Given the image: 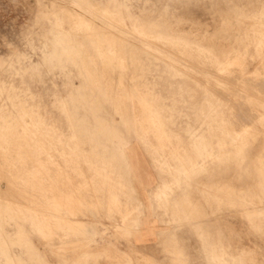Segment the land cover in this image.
Masks as SVG:
<instances>
[{"label":"rangeland","instance_id":"obj_1","mask_svg":"<svg viewBox=\"0 0 264 264\" xmlns=\"http://www.w3.org/2000/svg\"><path fill=\"white\" fill-rule=\"evenodd\" d=\"M107 2L108 0H0V78L2 79H0V105H3L5 108H9V106L12 108L16 105V109L20 110L17 111L18 114L16 113L17 117L16 115H9L6 117V120L5 118L3 119L0 117V149H3L0 150V264H264V196L260 193L261 199H258V197H256L257 195H255V199L253 196L254 193L252 194V164H250L254 155V147L251 146H254L253 144L260 145L263 136L262 134H259L261 137H258L259 143H254L255 141L253 142L252 139L254 140L255 135H250L251 132V134L254 132L253 130L251 131L252 128L249 125L248 120L245 119V117H247L248 108H250L247 106H250L252 103V100L250 99L251 90L249 78L252 76L255 67L254 65H250L253 57L252 54H254L255 50L254 47L257 44L254 38L256 36L259 37L258 35H260V38L264 37V7L260 5L256 8L253 0H135L134 2H132V0H129V2H127V0H112L109 2L110 4ZM107 5L113 8L118 7V9L117 11H114L103 8ZM126 6L138 7L137 9L139 10H133L130 14L143 17L140 19H131L132 21L124 18L125 11L123 12L121 10ZM82 8L83 10L86 8L85 11H83ZM78 14H81V17ZM110 15H112L113 19H111ZM116 15H120V19H118L119 17ZM83 19L85 21H82ZM112 21L113 24H111ZM153 21L157 22L154 23ZM130 22L132 24L138 22V26L135 27L131 24L130 27L128 26V23ZM151 23L159 25L158 27L156 26L157 28L146 26L151 25ZM142 26L145 28H151L148 30L149 34L141 35V37L143 39L145 37L146 39L153 38L152 40L154 41L155 46L152 49L157 55L156 62L158 61L163 63V61H170L168 62L170 63V67L167 68V70L164 68H160L158 70L161 74H159L157 70L154 71L153 77L150 79L151 81L149 80V83H147L148 81L144 82V80L140 77V74L138 75L136 73L141 72L144 69L138 67H124L123 76L126 77H122V79L118 70L112 68L109 69V67H107L104 63L105 58L111 53L110 48L113 44L118 46L125 41L126 44L124 43V45L128 47V52H130L129 48L132 45L139 46L140 44V47L148 48L149 46H147L146 43L144 45V43L140 42L139 37L137 38V36H134L135 34L132 32L134 28L140 29L143 28ZM50 27L51 30L53 29L55 32L52 31L51 33ZM86 27H88V29ZM109 29L111 31L107 32ZM79 30H81L82 35L78 32ZM86 31L88 34H91L87 36ZM93 31L96 32L94 33ZM105 31L107 33H112L114 37L109 36L112 34L108 35ZM150 31H152V33ZM48 32H50V34ZM131 32L132 34H128ZM44 33L46 37L48 36L47 38ZM56 33H59L60 35ZM159 33H161V36ZM51 35L56 36L53 37ZM72 35L75 38L72 37ZM90 36H93L94 39ZM173 36L177 37V40L175 37V39L172 38ZM111 37H113V39ZM163 38L165 41H163ZM166 38L168 40H166ZM189 38L191 40H189ZM102 39L104 42H102ZM106 39L107 41H105ZM114 39H118L117 41L119 42H115ZM121 39H123L122 43ZM97 40L99 41L96 44ZM108 41L109 43H107ZM110 41H112V45ZM184 41L187 43L186 46L189 45V47L185 46ZM197 41H200L201 43ZM59 42L60 44H58ZM75 42L77 44L80 43L78 48L76 47L77 44ZM98 43L102 49H99L100 47H98ZM171 43L174 45L172 46ZM95 44L97 46H94ZM195 44L202 48L200 49ZM57 45V48H68L64 50L60 48L58 49L59 51L56 52L55 48ZM167 46L169 48H167ZM163 47H165L166 50ZM69 48L75 53H73V51L71 52ZM96 49L100 50V52H97ZM180 49L182 50L181 53ZM65 50H68L67 53ZM101 50H104L102 52L107 54H98L101 53ZM172 50L174 51L172 52ZM193 50L195 53H193ZM203 50L206 51L204 52ZM212 50L213 54L211 56ZM50 51L52 53L65 52L64 55L67 54V57L70 56L72 58V62H74L71 64V59L66 56L65 62L67 63L69 61L68 64L72 65V67L70 66L71 70L74 67L72 70L73 73L77 72L75 71L76 67L73 65H76V62H80L79 64L82 65V69L81 67L80 69L83 73L86 71L85 75L88 79H92L91 82H84L82 78L76 75L77 77L74 78L72 87L66 88L62 84V79L59 78L58 75H55L51 70L53 69L51 68V64L44 61L45 59L43 58V54H51ZM176 51H179V53ZM196 51H199L198 53H203L198 54ZM167 52H169L168 55ZM220 52L223 53L221 54ZM70 53H73V56ZM163 53H165V55ZM182 53L184 54L182 55ZM204 53L207 55L205 56ZM230 53H233L232 55L234 56H231ZM195 54L197 57L194 56ZM214 54H217L218 57ZM20 55L23 58L20 59ZM102 55L103 57L105 55V58L100 61V59L103 58ZM162 55L169 60H166V58ZM199 55H201L200 58H198ZM209 55L214 57L215 61H217L216 58L219 59L218 61H221L220 63L218 62L217 69L223 67L222 69H224V71L226 70L225 73H221L224 72L222 69V71L218 70L217 72L214 66L213 68L207 66L202 67L201 64L211 63L210 61H212V58L209 57ZM225 55H230L232 57H230V59L234 61L230 59L229 61L227 59L229 57H226ZM159 56H162V58ZM172 56H175V58H172ZM203 56H205L207 60H205L206 58ZM250 56L251 58H249ZM18 58L21 62L17 61ZM180 58L181 60L179 61ZM89 59H91V61ZM173 60L175 63H173ZM198 61L199 63H197ZM227 61L230 65H227ZM32 62L39 65V69L32 66ZM91 62L97 66L95 67V65ZM16 64L21 67L16 66ZM101 64H103V66ZM171 64H175L174 66L176 67ZM219 64H221V66L223 64L224 65L221 67ZM8 65L12 67H9ZM218 66L220 68H218ZM232 67L234 68L232 69ZM13 70L18 72H14ZM227 71L229 72L227 73ZM262 72H264V70ZM48 73L50 75H48ZM211 73H213V75ZM210 74L212 76H209ZM229 74L231 75L228 77ZM231 76H234V78ZM42 78H44L45 82L41 81ZM214 78L216 80H214ZM129 81L132 82L130 83ZM138 82L140 84H138ZM156 82H158V84ZM117 83L119 85H117ZM92 84H97L98 86H92ZM143 84L148 87L145 85L142 86ZM8 86L9 88H7ZM77 86L81 88L79 89ZM247 87H249V89ZM145 88L147 91L149 90V93L145 90ZM222 88L224 90H222ZM91 89L94 91V95H92ZM123 90L125 92H123ZM132 90H136V92L139 93L136 96H131L130 92ZM105 92H107L108 96L104 95ZM69 93L71 95H68ZM110 93H112V97ZM240 93L243 94L240 95ZM126 94L129 96L127 95L126 97ZM18 95H21V97L18 98ZM154 95L155 97H158V100H156L157 98H155ZM243 95L248 97L247 98L245 96L247 100ZM65 96L67 97V100ZM82 96L84 100L82 99ZM232 96L234 98H232ZM107 97H111L112 99H108ZM123 97H126V99L124 100ZM118 98L120 99L118 100ZM114 99L118 102H114ZM151 100L153 101L151 102ZM208 100L211 101H209V104H206L208 103ZM143 101H146L145 104H150L148 105L150 107H148L149 109L146 108L147 105L143 108ZM245 101H247V103ZM67 102H73V104ZM162 102L163 105L166 106H161ZM235 102L241 104L237 103L236 106ZM20 103H22V105H20ZM182 103H184V106ZM200 103L202 105H200ZM211 103L212 106L209 107L210 110L209 108H205L211 105ZM214 103L216 106L213 105ZM35 104L37 106H34ZM90 104H92V106H90ZM156 104L157 106L155 108L154 106ZM190 104H192V106ZM109 105H113V108ZM199 105H204L201 107L202 111ZM26 106H29L28 109L25 108ZM132 106H136L137 108ZM221 106L222 108L226 106L227 109H222ZM21 107L22 109H20ZM35 107L38 110L35 109ZM123 108H125V111L127 109V111L126 113H124L125 111L123 112L122 117V113L120 111H123ZM158 108L161 109L160 112L164 110L163 113H158ZM73 109H76L77 111H74ZM167 110L169 111L165 113ZM133 111H135L134 114H139L141 111L143 114L141 112L139 115H135L138 118L137 119L134 116ZM216 112L218 113L216 114ZM236 112H240L241 115H238L239 113L237 114ZM119 113H121V115ZM164 113L167 117H165ZM75 114L77 115V118ZM160 114L161 116H159ZM173 114L175 115L172 117ZM242 114L245 115L242 116ZM142 115L146 117L148 116L149 118L147 117V119L146 117H142ZM150 115H153V117L155 116L154 120H157L159 125L156 124L157 121H152L153 117ZM199 115L201 117H199ZM235 115L236 117H234ZM209 116L211 117L209 118ZM24 117L25 119L28 118V120L26 121ZM178 117L179 119H177ZM227 117L229 120H225L226 123L223 121L222 124L221 120L227 119ZM143 118L145 121L148 120L149 123L152 122L153 124L158 125L157 128H159V126H163L160 127L163 135L161 132H157L159 129L157 130L156 126L154 127L152 123V125L149 124L148 121L144 123ZM166 118L169 122L166 121ZM219 118L221 125L225 124L226 126H224V128L226 127L225 129L230 130H228L229 133H227L223 126L222 129H220L221 126L219 125ZM240 118H242V121ZM78 119L81 123L77 122ZM209 119L211 121H209ZM47 120L49 122H47ZM113 120H117V122ZM239 120L242 123L247 121V127L244 126L247 130L243 128V125ZM6 121H10L9 124H7ZM20 121L22 124L18 123ZM43 121L46 124L42 123ZM100 121L102 122L101 124ZM133 122H138L139 126L136 129L135 127L137 124ZM231 122H233V127L231 126ZM39 123H41L42 126H39L41 125ZM50 123H52V125ZM118 123L120 125H117ZM140 123L143 126L146 125L145 128H147L145 129L142 127ZM168 123L169 125H167ZM102 124H105L104 127L106 130ZM173 124L176 126H173ZM27 125L29 128L26 127ZM37 125L39 126V131ZM234 125L238 129L235 128ZM45 126L50 127L51 130L49 128L46 129ZM31 127L33 130H30ZM162 128H164L163 131ZM53 129L56 131H53ZM141 129L143 130L139 131ZM147 129L149 131H147ZM12 131L14 133H12ZM232 131L236 132H233L235 133V135L233 134L234 140H230L231 138L233 139V136L230 134ZM247 131H249V133H247ZM72 132L75 133V136ZM219 132L221 134H219ZM34 133L38 136L39 140L37 137L35 138ZM19 134H21L20 137H17ZM127 134L129 135L127 136ZM223 134H225V136ZM24 136H29V139H25ZM244 136L246 138H244ZM222 137L223 140L221 139ZM250 137L253 138L250 139ZM10 138H15L13 140L14 142H12ZM17 138L22 140H17ZM127 138L130 142L127 141ZM19 141H22V143L25 141V143L21 146ZM246 141L248 147L246 146ZM31 142L33 143L31 144ZM99 145L100 147H97ZM103 145L106 148H103ZM222 145L225 147L223 148ZM228 145L230 148L232 147L231 150ZM19 146L20 149L23 146L25 148H22L20 153L18 152ZM220 147L223 149H220ZM233 147H236V149ZM239 147L242 149H239ZM28 150H30L31 154ZM238 150H240V154H242V156L238 154ZM11 152L14 156L16 155L18 157V154H21L22 157L19 156V158H16L15 156V158H13ZM221 152L222 154L224 153L225 156H223ZM229 152H231V154L233 153V156ZM52 154L54 157H51ZM236 154L241 157H236ZM23 155L26 159H24ZM47 156L51 160H49ZM230 156L233 157V160L230 159ZM22 158L23 160L19 161ZM39 158H41V161ZM37 159L41 162V164H43H40L38 168L36 166L39 162L35 161ZM247 159L249 161H247ZM14 161H19L17 163L18 166ZM98 161H101L102 163ZM33 162H36V165H34ZM93 162L99 163V165H95ZM13 163H15L17 167L14 166L15 164L13 165ZM105 163L108 166H104ZM100 164L103 167L98 168V166H101ZM36 168L37 171L38 169L40 170V172H38L39 174L37 173ZM12 171L13 173H18L17 176L14 175ZM32 171H36L37 176L40 175V178L36 175L34 176L35 173ZM28 172H31L30 175H28ZM23 176L26 177L23 178ZM36 177L38 179L37 182H35V180H37ZM262 186H260L261 190L264 189V186ZM49 187L51 188L49 189ZM223 187H228L227 189L225 188L226 192ZM247 187L249 189H246V191L245 188ZM242 188L244 189L243 191ZM238 189H240L241 193L245 194L243 195L239 193L240 191ZM227 192L229 194H227ZM232 193L233 195H231ZM249 193L251 194L250 196ZM59 195L61 199L58 198ZM51 197L52 199H50ZM252 200L253 202L251 204ZM257 202H259V205ZM48 204L55 207V210L51 206L52 210L50 207H47L49 206ZM253 204L255 209L253 208ZM58 205L61 206V208ZM249 205L251 207L247 208ZM53 210L55 212H53ZM256 210H262L263 212H258ZM54 216H56L57 219ZM57 216H60L61 219H58ZM83 222H88L93 225L98 233L92 234L85 231L82 228ZM34 224L35 226L39 224V227L37 226L38 229L34 226ZM70 227L73 228L71 229ZM81 229L82 231H79ZM86 237L88 239H86ZM17 253L20 255L22 254V260L15 258Z\"/></svg>","mask_w":264,"mask_h":264},{"label":"bare ground","instance_id":"obj_2","mask_svg":"<svg viewBox=\"0 0 264 264\" xmlns=\"http://www.w3.org/2000/svg\"><path fill=\"white\" fill-rule=\"evenodd\" d=\"M87 1H88V0H87ZM91 1H92V0H91ZM104 1H105V0H104ZM111 1H112V0H108L107 3L111 2ZM124 1H126V0H124ZM134 1H135V0H132V2H134ZM183 1H184V0H183ZM48 2H49V1H48ZM127 2H129V0H127ZM68 3H69V2H68ZM72 3H73V2H72ZM87 3H88V2H87ZM99 3H100V2H99ZM253 3H255V5H256L255 7H256V8H257L258 6H260V5H261L262 7H264V0H253ZM90 4H91V3H90ZM109 4H110V3H109ZM139 4H140V3H139ZM134 5H135V4H134ZM77 6H78V5H77ZM52 7H53V6H52ZM145 7H146V6H145ZM46 8H47V7H46ZM62 8H63V7H62ZM83 8H84V7H83ZM83 8H82V10H83ZM103 8H105V9H107V10H114V11H117V9H118V7H117V8H116V7L113 8V7H110V6H108V5L105 6V7H103ZM137 8H138V7H135V6H126V7H124V8L121 10V11H123V12L125 11L124 18H127V19L130 20V21H132L131 19H134V18H135V19H136V18H139V19L142 18L143 16H140V17H139V16H137V15L134 16V15L130 14L131 11L136 10ZM231 8H232V7H231ZM50 9H51V8H50ZM85 9H86V8H85ZM85 9H84L83 11H85ZM224 9H225V8H224ZM74 10H76V9H74ZM82 10H81V11H82ZM137 10H139V9H137ZM233 10H234V8H233ZM261 10H263V9H261ZM55 11H56V10H55ZM69 11H70V10H69ZM96 11H97V10H96ZM121 11H120V12H121ZM142 11H143V9H142ZM165 11H166V10H165ZM77 12H80V11H77ZM104 12H105V11H104ZM51 13H52V12H51ZM68 13H69V12H68ZM100 13H101V12H100ZM105 13H106V12H105ZM107 13H108V12H107ZM140 13H141V12H140ZM140 13H139V14H140ZM143 13H144V12H143ZM156 13H157V12H156ZM76 14H77V13H76ZM90 14H92V13H90ZM112 14H113V13H112ZM116 14H117V13H116ZM228 14H229V13H228ZM74 15H75V14H74ZM78 15H79V14H78ZM84 15H85V14H84ZM93 15H94V14H93ZM120 15H121V14H120ZM120 15H116V16L119 17ZM140 15H141V14H140ZM79 16L81 17V14H80ZM79 16H78V17H79ZM96 16H97V15H96ZM101 16H102V15H101ZM103 16H104V15H103ZM106 16H107V15H106ZM106 16H105V18H106ZM110 16H111V19H113L112 15H110ZM41 17H42V16H41ZM43 17H44V16H43ZM45 17H46V15H45ZM70 17H71V16H70ZM76 17H77V16H76ZM121 17H122V16H121ZM165 17H166V16H165ZM223 17H224V15H223ZM72 18H73V16H72ZM99 18H100V17H99ZM103 18H104V17H103ZM103 18H102V20H103ZM147 18H149V17H147ZM262 18H263V17H262ZM118 19H120V17H119ZM127 19H126V20H127ZM45 20H46V19H45ZM54 21H55V20H54ZM78 21H79V20H78ZM82 21H85V20L83 19ZM87 21H88V20H87ZM50 22H51V21H50ZM75 22H76V21H75ZM79 22H80V21H79ZM99 22H100V20H99ZM120 22H121V21H120ZM153 22H154V21H153ZM155 22H157V21H155ZM155 22H154V23H155ZM232 22H233V21H232ZM57 23H58V22H57ZM77 23H78V22H77ZM121 23H122V22H121ZM48 24H50V23H48ZM54 24H55V22H54ZM80 24H81V23H80ZM80 24H79V25H80ZM94 24H95V23H94ZM111 24H113V21L111 22ZM131 24H132L131 22L128 23V26L131 27ZM50 25H51V24H50ZM81 25H83V24H81ZM95 25H96V24H95ZM119 25H120V24H119ZM119 25H118V26H119ZM158 25H159V24H156V25H155V24H152V23H151V25H146V26H147V27H148V26H151V28H152V27H156V26L158 27ZM257 25H258V24H257ZM48 26H49V25H48ZM52 26H53V25H52ZM55 26H56V24H55ZM55 26H54V27H55ZM77 26H78V25H77ZM92 26H93V25H92ZM105 26H106V25H105ZM114 26H115V25H114ZM121 26H122V25H121ZM125 26H126V25H125ZM132 26H135V27L138 26V22L135 23V24H132ZM143 26H145V25H143ZM143 26H142V27H143ZM169 26H170V24H169ZM84 27H85V26H84ZM97 27H98V25H97ZM157 27H156V28H157ZM170 27H171V26H170ZM221 27H222V26H221ZM225 27H226V26H225ZM86 28L88 29V27H86ZM86 28H85V29H86ZM151 28H150V27H149V28H145V27H143V28H140V29H136V28H134V29L132 30L133 34H135L134 36H137V38L139 37L140 42L144 43V45H145V43H146V45L149 46L148 48H146V47H145V48H142V47H140V44H139V46H138V45H134V46H133L132 44H130V45H132V46H130V48H129V51H130V52H128V50H127L128 47H127L126 45H124L125 41H123V43H122V40H123V39H121V43H122V44L117 43V44H119L118 46L115 45V44L112 45V43H111L112 41H110V43H111V45H112L111 48L109 47L111 53H110L109 56L106 57V58H107V59H106V58H105V55H106L107 53L105 54V53L102 52V51H104V50H101V53H98V54H102V53H103V54H105V55H104V57H103V55H102L103 58H101L100 61H101V60H104V58H105V60H104L105 62H104V63L106 64V66L109 67V69L112 68V69H116V70H118L121 78H122V77H123V78L126 77V76H123V75H124V74H123V69H124V67H126V68H127V67H138V68L144 69L143 71H141V72H136V73H137L138 75L140 74V77L142 78V80H144V82L148 81L147 83H149V80L153 77V73H154V71H156V70L158 71L160 68H164V69L167 70V68L170 67V63H168V62H170V61H168V62L165 61V62H164L163 60H165V59L162 60L163 63H162V62H158V61L156 62V60H157V55L154 53V51H153V49H152V48L155 46L154 41L152 40L153 38H152V39H146V37H145V38L143 39V38L141 37V35L149 34V33H148V30L151 29ZM44 29H45V28H44ZM47 29H49V28H47ZM59 29H60V27H59ZM89 29H90V28H89ZM113 29H115V28H113ZM117 29H118V28H117ZM169 29H170V28H169ZM50 30H51V27H50ZM50 30H48V31H50ZM60 30H61V29H60ZM76 30H77V29H76ZM122 30H123V29H122ZM122 30H121V31H122ZM52 31H54V30L52 29L50 32L52 33ZM57 31H58V30H57ZM62 31H63V30H62ZM90 31H91V30H90ZM110 31H111V30L109 29L107 32H110ZM127 31H128V30H127ZM40 32H41V31H40ZM50 32H48V33L50 34ZM54 32H55V31H54ZM59 32L61 33V31H59ZM73 32H74V31H73ZM75 32H76V31H75ZM78 32L81 34V30H79ZM93 32H94V31H93ZM95 32H96V31H95ZM95 32H94V33H95ZM105 32H106V31H105ZM107 32H106V34H108V35H109V34H112V33H107ZM112 32H113V31H112ZM119 32H120V31H119ZM132 32H131V33H128V34H132ZM150 32L152 33V31H150ZM66 33H67V32H66ZM66 33H65V34H66ZM79 33H78V34H79ZM82 33H83V32H82ZM86 33H87V31H86ZM89 33H90V32H89ZM116 33H117V32H116ZM120 33H122V32H120ZM120 33H119V34H120ZM126 33H127V32H126ZM157 33H158V32H157ZM56 34H59V33H56ZM61 34H63V33H61ZM90 34H91V33H90ZM90 34L87 33V36L90 35ZM159 34H160V36H161V33H159ZM189 34H190V33H189ZM224 34H225V32H224ZM44 35H45V33H44ZM59 35H60V34H59ZM68 35H69V34H68ZM68 35H66V36L69 37ZM73 35H75V34H73ZM73 35H72V37H74ZM81 35H82V34H81ZM93 35H94V34H93ZM102 35H104V34H102ZM120 35H121V34H120ZM155 35H157V34H155ZM183 35H184V34H183ZM214 35H216V34H214ZM37 36H38V35H37ZM51 36H53V35H51ZM54 36H56V35H54ZM54 36H53V37H54ZM76 36H78V35H76ZM85 36H86V35H85ZM94 36H96V35H94ZM99 36H100V35H99ZM99 36H98V37H99ZM109 36H113V34H112V35H109ZM134 36H133V37H134ZM160 36H159V37H160ZM178 36H179V35H178ZM190 36H191V35H190ZM253 36H254V35H253ZM255 36H256V35H255ZM258 36H259V37L256 36L257 38L255 37L256 39L253 37L254 40L257 42V44H256V46L254 47L255 50H254V54H252L253 57H252V59H251L252 61H251V63H250V65H254V66H255V67H254V72L252 73V76L249 78V84H250V90H251L250 99L252 100V103H251L250 106L248 105L249 103L247 104V105H248L247 107H250V108H248V111H247L248 113H247V115H246L247 117H245V119L248 120L249 125L251 126L252 129H251L250 127H248V128H250L251 131L253 130V132H254L253 134H251L252 132L250 133V135H255L254 140L252 139L253 137H252V138L250 137V139H252L253 142L255 141L254 143H256V142L259 143V142H258V139H259L258 137H260L259 134H262V136H263V137H262V142H261L260 145H259V144H253L254 146H251V147H254V149H253V150H254V152H253L254 155L252 154V155H253V157H252L253 159H252V161H251L252 163L250 162V164H252V172H251V180H252V184H251V185H252V186H251V189H252V194L254 193V195H253L254 198H255V195H257L256 197H258V199H259L260 196H261L260 193L263 194L262 196H264V189H263V190L260 189V186H262V185L264 186V72H262V71L264 70V37H261V38H260V35H258ZM263 36H264V35H263ZM45 37H46V35H45ZM47 37H48V36H47ZM47 37H46V38H47ZM61 37H62V36H61ZM61 37H60V40H61ZM83 37H84V36H83ZM90 37H92V39H94L93 36H90ZM113 37H114V36H113ZM113 37H111V38L113 39ZM143 37H144V36H143ZM149 37H150V36H149ZM151 37H152V36H151ZM174 37H175V36H173L172 38H174ZM180 37H181V36H180ZM180 37H179V38H180ZM185 37H187V36H185ZM195 37H196V36H195ZM203 37H204V36H203ZM41 38H42V37H41ZM46 38H45V39H46ZM65 38H66V37H65ZM69 38H70V37H69ZM69 38H68V39H69ZM74 38H75V37H74ZM87 38H89V37H87ZM102 38H103V37H102ZM104 38H105V37H104ZM107 38H110V37H107ZM135 38H136V37H135ZM137 38H136V39H137ZM157 38H158V37H157ZM157 38H156V39H157ZM167 38H168V37H167ZM167 38H166V40L170 39V38H168V39H167ZM172 38H171V39H172ZM175 38H176V40H177V37H175ZM175 38H174V39H175ZM196 38H198V37H196ZM253 38H252V39H253ZM54 39H55V38H54ZM56 39H57V37H56ZM62 39H63V38H62ZM79 39H80V37H79ZM97 39H98V38H97ZM99 39H100V38H99ZM119 39H120V37H119ZM159 39H160V38H159ZM163 39H164V38H163ZM174 39H173V40H174ZM192 39H193V37H192ZM201 39H202V37H201ZM248 39H249V38H248ZM47 40H49V39H47ZM70 40H71V39H70ZM72 40H73V39H72ZM74 40H75V39H74ZM77 40H78V39H77ZM88 40H89V39H88ZM108 40H109V39H108ZM114 40H115V39H114ZM117 40H118V39H117ZM117 40H115V42H119V41H117ZM143 40H144V42H143ZM160 40H162V39H160ZM176 40H174V41H176ZM189 40H191V39L189 38ZM194 40H195V39H194ZM199 40H200V39H199ZM210 40H211V39H210ZM213 40H214V39H213ZM45 41H46V40H45ZM45 41H44V42H45ZM57 41H58V39H57ZM75 41H76V40H75ZM98 41H99V40L96 41V44H97ZM105 41H107V39H106ZM156 41H157V40H156ZM163 41H165V39H164ZM185 41L187 42L186 39H185ZM185 41H184V44H185V46H186L187 43H186ZM202 41H203V40H202ZM47 42H48V41H47ZM68 42H69V40H68ZM73 42H74V41H73ZM76 42H77V41H76ZM76 42H75V43H76ZM79 42H80V41H79ZM93 42H95V41H93ZM102 42H104L103 39H102ZM131 42H132V41H131ZM177 42H178V41H177ZM180 42H181V41H180ZM182 42H183V41H182ZM195 42H196V41H195ZM197 42H200V41H197ZM204 42H205V41H204ZM249 42H250L251 44H253L251 41H249ZM253 42H254V41H253ZM45 43H46V42H45ZM56 43H57V42H56ZM65 43H66V42H65ZM100 43H101V41H100ZM107 43H109V41H108ZM129 43H130V42H129ZM169 43H170V42H169ZM191 43H192V42H191ZM200 43H201V42H200ZM206 43H207V42H206ZM46 44H47V43H46ZM54 44H55V42H54ZM54 44H53V45H54ZM58 44H60V42H59ZM61 44H62V43H61ZM69 44H70V42H69ZM73 44H74V43H73ZM76 44H77V43H76ZM79 44H80V43H79ZM79 44H77V46H76L77 48H78V45H79ZM93 44H94V43H93ZM96 44H95L94 46H97ZM125 44H126V43H125ZM153 44H154V45H153ZM165 44H166V42H165ZM171 44H172V46L174 45L173 43H171ZM171 44H170V45H171ZM184 44H183V45H184ZM192 44H194V43H192ZM254 44H255V43H254ZM128 45H129V44H128ZM170 45H169V46H170ZM175 45H176V44H175ZM195 45H197V44H195ZM206 45H207V44H206ZM47 46H48V45H47ZM54 46H55V45H54ZM54 46H53V48H54ZM67 46H68V45H67ZM79 46H80V45H79ZM157 46H158V45H157ZM177 46H178V45H177ZM185 46H184V47H185ZM187 46L189 47V45H187ZM187 46H186V47H187ZM232 46H233V45H232ZM248 46H249V45H248ZM57 47H58V45H57L56 48H55V51H56V52H58V51H59L58 49L61 48V47H60V48H57ZM63 47H64V46H63ZM73 47H74V46H73ZM81 47H82V46H81ZM98 47H100L99 49H102L101 46H99V43H98ZM160 47H161V46H160ZM178 47H180V46H178ZM184 47H183V48H184ZM186 47H185V49H186ZM197 47H199L200 49L202 48V47H200V46H198V45H197ZM211 47H212V45H211ZM211 47H210V48H211ZM51 48H52V47H51ZM66 48H68V47H66ZM66 48H61V49L64 50V49H66ZM77 48H76V49H77ZM82 48H84V47H82ZM157 48H158V47H157ZM163 48L165 49V47H163ZM167 48H169V47L167 46ZM175 48H176V47H175ZM203 48H204V47H203ZM72 49H73V48H72ZM79 49H80V48H79ZM94 49H95V48H94ZM155 49H156V48H155ZM158 49H159V48H158ZM158 49H157V51H158ZM177 49H178V48H177ZM187 49H188V48H187ZM190 49H191V47H190ZM190 49H188V50H190ZM49 50H50V49H49ZM69 50H71V49L69 48ZM96 50H97V49H96ZM160 50H162V49H160ZM165 50H166V49H165ZM168 50H169V49H168ZM207 50H209V49H207ZM221 50H222V49H221ZM47 51H48V50H47ZM60 51H61V50H60ZM67 51H68V50H67ZM67 51L65 50L66 53H67ZM72 51H73V50H71V52H72ZM85 51H86V49H85ZM98 51L100 52V50H97V52H98ZM173 51H174V50H172V52H173ZM181 51H182V50L180 49V53H181ZM203 51H204V50H203ZM205 51H206V50H205ZM205 51H204V52H205ZM209 51H211V50H209ZM45 52H46V51H45ZM50 52H51V51H50ZM61 52H62V51H61ZM65 52H63V53H52V52H51V54H43V58L45 59L44 61H47L48 63L51 64V66H52L51 68H53V69H51V70L54 72L55 75H58V77L62 79V84H63L66 88L72 87L73 80H74L75 77H77L76 75H78L80 78H82L84 82H91L92 79H91V80L88 79V78L86 77V75H85L86 71H85L84 73L82 72V70H81V69H82V67H81L82 65L79 64L80 62H76V65H73V66L76 67V70H75V69H74V70L77 71V72H76L77 74H76V73H73L72 70H73L74 67L72 68V70H71L70 68L72 67L71 64H72L74 61L72 62V58H71L70 56L67 57V56H66L67 54L64 55ZM106 52H107V51H106ZM163 52H164V51H163ZM165 52H166V51H165ZM169 52H171V51H169ZM169 52H167V55H168ZM176 52L179 53V51H176ZM189 52H190V51H189ZM196 52H197V51H196ZM198 52H199V51H198ZM198 52H197V53H198ZM218 52H219V51H218ZM46 53H47V52H46ZM73 53H75V52L73 51ZM73 53H72V54H73ZM193 53H195L194 50H193ZM197 53H196V54H197ZM201 53H203V52H201ZM201 53H198V54H201ZM220 53H221V52H220ZM222 53H223V52H222ZM222 53H221V54H222ZM41 54H42V53H41ZM70 54H71V53H70ZM72 54H71V55H72ZM76 54H77V53H76ZM79 54H80V53H79ZM79 54H78V55H79ZM163 54L165 55V53H163ZM170 54H171V53H170ZM183 54H184V53H182V55H183ZM186 54H187V53H186ZM190 54H191V53H190ZM196 54H195L194 56H196ZM208 54H209V53H208ZM212 54H213V50H212L211 56H212ZM232 54H233V53H230L231 56H234V55H232ZM238 54H239V53H238ZM84 55H85V53H84ZM87 55H88V52H87ZM202 55H203V54H202ZM204 55H205V53H204ZM206 55H207V54H206ZM206 55H205V56H206ZM214 55H215V54H214ZM216 55H217V54H216ZM216 55H215V56H216ZM230 55H229V56L227 55V56L229 57V58H227L228 60H229L230 57H231ZM65 56H66L67 58H70V59H71V64H68V62H69L68 59H67L68 62H67V63L65 62ZM72 56H73V55H72ZM99 56H100V55H99ZM99 56H98V57H99ZM162 56H163V55H162ZM162 56H161V57L159 56V57L162 58ZM176 56H177V55H176ZM200 56H201V55H199L198 58H200ZM205 56H203V57H205ZM211 56L209 55V57H211ZM221 56H222V55H221ZM225 56H226V55H225ZM227 56H226V57H227ZM238 56H239V55H238ZM82 57H83V56H82ZM86 57H87V56H86ZM98 57H97V59H98ZM163 57H164V56H163ZM196 57H197V56H196ZM203 57H202V59H203ZM217 57H218V55H217ZM19 58L21 59V58H23V57H21V55H20ZM19 58H18L17 61H18V62H21V60H19ZM78 58H79V57H78ZM78 58H76V59H78ZM99 58H100V57H99ZM164 58H166V57H164ZM172 58H175V56H174V57L172 56ZM194 58H195V57H194ZM205 58H206V57H205ZM205 58H204V59H205ZM211 58H212V61L209 60V61L211 62L210 64H206V63H205L206 65H205V64H201V63H203V62H201L200 64L202 65V67H203V66H207V67H211V68H213V66H214V68H215V69L217 70V72H218V70H221V69L223 68L222 66H223L224 64H223L222 66H221V64H219V66H221L222 68H220V67L218 66V68H220V69H217L218 62L220 63L221 61H218V60H219L218 58H216L217 61H215V58H214V57H211ZM213 58H214V59H213ZM221 58H222V57H221ZM231 58H232V57H231ZM234 58H235V57H234ZM249 58H251V56H250ZM74 59H75V58H74ZM80 59H82V58H80ZM86 59H87V58H86ZM93 59H94V58H93ZM209 59H210V58H209ZM236 59H237V58H236ZM242 59H243V57H242ZM29 60H30V59H29ZM89 60L91 61V59H89ZM94 60H95V59H94ZM160 60H161V59H160ZM160 60H159V61H160ZM166 60H169V59L166 58ZM175 60H176V59H175ZM180 60H181V58L179 59V61H180ZM186 60H187V59H186ZM205 60H207V58H206ZM213 60H214V62H216V63H214ZM230 60H232V59H230ZM230 60H229V61H230ZM27 61H28V60H27ZM96 61H98V60H96ZM96 61H95V62H96ZM177 61H178V59H177ZM179 61H178V62H179ZM225 61H226V60H225ZM232 61H234V60H232ZM11 62H12V61H11ZM11 62H10V63H11ZM83 62H84V61H83ZM92 62H93V61H92ZM92 62H91V63H92ZM166 62H167V63H166ZM186 62H187V61H186ZM212 62H213V63H212ZM238 62H239V61H238ZM245 62H246V61H245ZM10 63H9V64H10ZM81 63H82V62H81ZM88 63H89V62H88ZM173 63H175L174 60H173ZM181 63H182V62H181ZM181 63H180V64H181ZM197 63H199V61H198ZM225 63H226V62H225ZM227 63H228V61H227ZM236 63H237V61H236ZM12 64H13V63H12ZM22 64H23V63H22ZM92 64H93V63H92ZM180 64H179V65H180ZM188 64H189V63H188ZM13 65H15V64H13ZM28 65H29V64H28ZM31 65L34 66V67H36V68H38V66H39V65H37V64H35V63H33V62H32ZM83 65H87V64H83ZM90 65H91V64H90ZM93 65H95V64H93ZM101 65L103 66V64H101ZM171 65H172V64H171ZM174 65H175V64H174ZM174 65H172V66H174ZM184 65H185V64H184ZM201 65H200V66H201ZM227 65H230V64L228 63ZM8 66H9V65H8ZM16 66H20V65H17V64H16ZM70 66H71V67H70ZM88 66H89V64H88ZM88 66H87V67H88ZM96 66H97V65H95V67H96ZM172 66H171V67H172ZM187 66H188V65H187ZM9 67H12V66H9ZM20 67H21V66H20ZM80 67H81V69H80ZM174 67H176V66H174ZM225 67H226V66H225ZM229 67H230V66H229ZM243 67H244V66H243ZM7 68H8V67H7ZM7 68H6V69H7ZM26 68H27V67H26ZM90 68H91V67H90ZM90 68H89V69H90ZM117 68H118V69H117ZM233 68H234V67H232V69H233ZM239 68H240V67H239ZM10 69H11V68H10ZM10 69H9V73H10ZM30 69H31V68H30ZM38 69H39V68H38ZM95 69H96V68H95ZM130 69H131V68H130ZM133 69H134V68H133ZM209 69H210V68H209ZM232 69H231V70H232ZM11 70H12V69H11ZM18 70H20V69H18ZM173 70H174V69H173ZM211 70H212V69H211ZM222 70L224 71V69H222ZM222 70H221V71H222ZM13 71H14V70H13ZM15 71H16V70H15ZM15 71H14V72H15ZM24 71H25V70H24ZM27 71H28V70H27ZM29 71H30V70H29ZM124 71H125V70H124ZM221 71H219V72H221ZM232 71H233V70H232ZM232 71H231V73H232ZM5 72H6V71H5ZM7 72H8V71H7ZM16 72H18V71H16ZM19 72H20V71H19ZM112 72H113V71H112ZM158 72H159V71H158ZM162 72H163V71H162ZM178 72H179V71H178ZM204 72H205V70H204ZM211 72H212V71H211ZM225 72H226V70H225L224 72H221V73H225ZM228 72H229V71H227V73H228ZM251 72H252V71H251ZM20 73H21V72H20ZM167 73H168V71H167ZM171 73H172V72H171ZM176 73H177V72H176ZM202 73H203V72H202ZM233 73H234V72H233ZM12 74H13V73H12ZM132 74H133V73H132ZM137 74H134V75H137ZM155 74H156V72H155ZM159 74H161V73L159 72ZM163 74H164V73H163ZM174 74H175V73H174ZM186 74H187V73H186ZM208 74H209V72H208ZM211 74L213 75V73H211ZM211 74H210L209 76H212ZM217 74H218V73H217ZM250 74H251V73H250ZM20 75H22V74H20ZM48 75H50V74L48 73ZM117 75H118V74H117ZM157 75H158V74H157ZM167 75H168V74H167ZM180 75H181V73H180ZM184 75H185V73H184ZM225 75H226V74H225ZM230 75H231V74H229L228 77H229ZM22 76H23V75H22ZM44 76H45V74H44ZM87 76H89V75H87ZM130 76H131V75H130ZM130 76H129V77H130ZM163 76H164V75H163ZM176 76H177V75H176ZM178 76H179V75H178ZM182 76H183V75H182ZM182 76H181V77H182ZM203 76H204V75H203ZM15 77H16V76H15ZM32 77H33V76H32ZM91 77H92V76H91ZM120 77H119V78H120ZM133 77H134V76H133ZM138 77H139V76H138ZM138 77H137V78H138ZM140 77H139V78H140ZM167 77H170V76H167ZM193 77H194V76H193ZM201 77H202V76H201ZM222 77H223V76H222ZM226 77H227V76H226ZM231 77L234 78V76H231ZM17 78H18V77H17ZM45 78H46V77H45ZM92 78H93V77H92ZM95 78H96V77H95ZM119 78H118V79H119ZM121 78H120V79H121ZM123 78H122V79H123ZM131 78H132V77H131ZM131 78H130V79H131ZM137 78H136V79H137ZM154 78H156V77H154ZM165 78H166V77H165ZM178 78H179V77H178ZM191 78H192V76H191ZM211 78H212V77H211ZM215 78H216V77H215ZM215 78H214V80H216ZM0 79H1V78H0ZM118 79H117V80H118ZM122 79H121V80H122ZM134 79H135V78H134ZM134 79H132V80H134ZM161 79H162V78H161ZM163 79H164V78H163ZM169 79H170V78H169ZM205 79H206V78H205ZM220 79H221V78H220ZM225 79H226V78H225ZM227 79H228V78H227ZM244 79H245V78H244ZM1 80H2V79H1ZM1 80H0V81H1ZM19 80H20V79H19ZM93 80H94V79H93ZM96 80H97V79H96ZM126 80H127V79H126ZM128 80H129V78H128ZM158 80H159V79H158ZM158 80H157V81H158ZM164 80H165V79H164ZM171 80H172V79H171ZM223 80H224V79H223ZM41 81H44V82H45L44 78H42ZM122 81H123V80H122ZM124 81H125V80H124ZM150 81H151V80H150ZM152 81H155V80H152ZM177 81H178V80H177ZM187 81H188V80H187ZM229 81H230V80H229ZM97 82H98V81H97ZM129 82H130V81H129ZM129 82H128V83H129ZM131 82H132V81H131ZM131 82H130V83H131ZM136 82H137V81H136ZM144 82H143V83H144ZM158 82H159V81H158ZM158 82H156V83L158 84ZM164 82H165V81H164ZM173 82H174V81H173ZM180 82H181V80H180ZM183 82H184V81H183ZM209 82H210V81H209ZM218 82H219V81H218ZM221 82H222V81H221ZM2 83H4V82H2ZM123 83H124V82H123ZM125 83H126V82H125ZM165 83H166V82H165ZM219 83H220V82H219ZM222 83H223V82H222ZM229 83H230V82H229ZM238 83H239V82H238ZM0 84H1V83H0ZM82 84H83V83H82ZM87 84H88V83H87ZM87 84H86V85H87ZM89 84H90V83H89ZM100 84H101V83H100ZM138 84H140V83L138 82ZM138 84H137V85H138ZM168 84H169V83H168ZM176 84H177V83H176ZM179 84H180V83H179ZM183 84H184V83H183ZM224 84H225V82H224ZM227 84H228V82H227ZM79 85H80V84H79ZM90 85H91V84H90ZM94 85H97V84H94ZM94 85L92 84V86H94ZM117 85H119V84L117 83ZM144 85H145V84H143L142 86H144ZM222 85H223V84H222ZM233 85H234V82H233ZM18 86H19V85H18ZM82 86H83V85H82ZM88 86H89V85H88ZM97 86H98V85H97ZM139 86H140V85H139ZM142 86H141V87H142ZM145 86H146V85H145ZM172 86H173V85H172ZM181 86H182V85H181ZM10 87H11V86H10ZM78 87H79V86H77V88H78ZM90 87H91V86H90ZM146 87H148V86H146ZM179 87H180V86H179ZM222 87H223V86H222ZM5 88H6V87H5ZM7 88H9V86H8ZM80 88H81V87H79V89H80ZM85 88H86V87H85ZM97 88H98V87H97ZM100 88H101V87H100ZM118 88H119V87H118ZM128 88H129V87H128ZM181 88H182V87H181ZM225 88H226V87H225ZM247 88L249 89V87H247ZM0 89H1V88H0ZM11 89H12V88H11ZM17 89H18V88H17ZM26 89H27V88H26ZM79 89H78V90H79ZM95 89H96V88H95ZM106 89H107V88H106ZM148 89H149V88H148ZM150 89H151V88H150ZM207 89H208V88H207ZM27 90H28V89H27ZM27 90H26V91H27ZM88 90H89V89H88ZM91 90H92V89H91ZM99 90H100V89H99ZM104 90H105V89H104ZM138 90H139V88H138ZM145 90L147 91L146 88H145ZM152 90H153V89H152ZM158 90H159V89H158ZM181 90H182V89H181ZM222 90H224V89L222 88ZM229 90H230V89H229ZM2 91H3V90H2ZM7 91H8V90H7ZM83 91H84V90H83ZM97 91H98V90H97ZM101 91H102V90H101ZM118 91H119V89H118ZM148 91H149V90H148ZM148 91H147V92H148ZM47 92H48V91H47ZM70 92H71V91H70ZM91 92H92V95H94V94H93L94 91L92 90ZM123 92H125V91L123 90ZM127 92H128V90H127ZM127 92H126V93H127ZM240 92H241V91H240ZM247 92H248V91H247ZM6 93H7V92H6ZM6 93H4V94H6ZM75 93H76V92H75ZM96 93H98V92H96ZM101 93H102V92H101ZM130 93H131V96H132V95H133V96H136L139 92H136V90H132ZM148 93H149V92H148ZM151 93H152V92H151ZM154 93H155V91H154ZM183 93H184V92H183ZM226 93H227V92H226ZM230 93H232V92H230ZM233 93H234V92H233ZM8 94H9V93H8ZM14 94H15V90H14ZM17 94H18V93H17ZM30 94H32V93H30ZM103 94H104V93H103ZM111 94H112V93H110V95H111ZM121 94H123V93H121ZM145 94H147V93H145ZM205 94H206V93H205ZM208 94H209V92H208ZM212 94H213V93H212ZM242 94H243V93H242ZM242 94L240 93V95H242ZM2 95H3V93H2ZM68 95H71V94L69 93ZM95 95H97V94H95ZM104 95L108 96L107 92H105ZM115 95H117V94H115ZM127 95H128V94H126V97H127ZM148 95H149V94H148ZM156 95H157V94H156ZM179 95H180V94H179ZM210 95H211V94H210ZM229 95H231V94H229ZM232 95H233V94H232ZM234 95H235V94H234ZM4 96H5V95H4ZM16 96H17V95H16ZM66 96H67V95H66ZM66 96H65V97H66ZM90 96H91V95H90ZM99 96H100V95H99ZM128 96H129V95H128ZM152 96H153V94H152ZM158 96H159V95H158ZM222 96H223V95H222ZM236 96H237V94H236ZM243 96L245 97L246 95H243ZM243 96H242V98L244 99ZM20 97H21V95H18V98H20ZM33 97H34V96H33ZM58 97H59V96H58ZM65 97H64V98H65ZM71 97H72V96H71ZM84 97H85V95H84ZM102 97H103V96H102ZM111 97H112V95H111ZM111 97H107V98L109 99V98H111ZM115 97H116V96H115ZM118 97H119V95H118ZM126 97H125V98L123 97L124 100L126 99ZM154 97H155V95H154ZM160 97H161V95H160ZM182 97H183V96H182ZM188 97H189V96H188ZM191 97H192V96H191ZM209 97H210V96H209ZM212 97H213V96H212ZM240 97H241V96H240ZM246 97H247V96H246ZM246 97H245V98H246ZM29 98H30V97H29ZM68 98H69V97H68ZM78 98H79V96H78ZM103 98H104V97H103ZM144 98H145V97H144ZM155 98H157L156 100H158V97H155ZM155 98H154V100H155ZM161 98H162V97H161ZM163 98H164V96H163ZM177 98H178V97H177ZM201 98H202V97H201ZM228 98H229V97H228ZM232 98H234V97L232 96ZM235 98H236V97H235ZM242 98H241V99H242ZM247 98H248V97H247ZM247 98H246V100H247ZM26 99H27V98H26ZM33 99H34V98H33ZM72 99H73V98H72ZM80 99H81V98H80ZM82 99H83V96H82ZM82 99H81V100H82ZM100 99H101V98H100ZM111 99H112V98H111ZM119 99H120V98H118V100H119ZM130 99H131V98H130ZM152 99H153V97H152ZM159 99H160V98H159ZM165 99H166V98H165ZM172 99H173V98H172ZM181 99H182V98H181ZM181 99H180V100H181ZM210 99H211V98H210ZM212 99H213V98H212ZM229 99H230V98H229ZM12 100H13V99H12ZM16 100H17V99H16ZM19 100H20V99H19ZM22 100H23V99H22ZM24 100H25V99H24ZM56 100H57V99H56ZM66 100H67V97H66ZM70 100H71V99H70ZM70 100H69V101H70ZM83 100H84V99H83ZM85 100H86V98H85ZM103 100H104V99H103ZM105 100H106V99H105ZM132 100H133V99H132ZM139 100H140V99H139ZM144 100H146V99H144ZM148 100H149V99H148ZM161 100H162V99H161ZM161 100H160V102H161ZM188 100H189V99H188ZM204 100H205V99H204ZM73 101H74V100H73ZM76 101H78V100H76ZM91 101H92V100H91ZM95 101H96V100H95ZM133 101H134V100H133ZM133 101H132V102H133ZM152 101H153V100H151V102H152ZM165 101H166V100H165ZM165 101H163V102H165ZM206 101H207V100H206ZM209 101H211V100H208V103H206V104H209V103H210ZM222 101H223V100H222ZM20 102H21V101H20ZM93 102H94V101H93ZM103 102H104V101H103ZM110 102H111V101H110ZM110 102H109V103H110ZM114 102H118V101H117L116 99H114ZM130 102H131V101H130ZM136 102H137V101H136ZM136 102H135V103H136ZM143 102H144V103H143L144 106L141 104V105L143 106V108H144L146 105H147L146 108H148V107H149L148 105H150V104H147V103L145 104L146 101H143ZM156 102H157V101H156ZM156 102H155V103H156ZM163 102L161 103V106L163 105ZM180 102H182V101H180ZM184 102H185V101H184ZM197 102H198V101H197ZM197 102H196V104H197ZM245 102L247 103V101H245ZM250 102H251V101H250ZM67 103H70V104L72 103V104H73V102H67ZM74 103H75V102H74ZM76 103H77V102H76ZM90 103H92V102H90ZM149 103H150V101H149ZM158 103H159V102H158ZM175 103H176V102H175ZM175 103H174V104H175ZM187 103H188V102H187ZM224 103H225V102H224ZM235 103H236V102H235ZM237 103H238V102H237ZM237 103L235 104L236 106H237ZM14 104H16V103H14ZM29 104H30V103H29ZM60 104H61V103H60ZM93 104H95V103H93ZM104 104H105V103H104ZM104 104H103V105H104ZM106 104H107V103H106ZM111 104H112V103H111ZM116 104H117V103H116ZM128 104H129V103H128ZM159 104H160V103H159ZM204 104H205V102H204ZM219 104H220V103H219ZM238 104H241V103H238ZM20 105H22V103H20ZM25 105H26V104H25ZM66 105H67V104H66ZM113 105H114V104H113ZM113 105H109V106H112V108H113ZM126 105H127V103H126ZM135 105H136V104H135ZM141 105H140V106H141ZM153 105H154V103H153ZM182 105L184 106V103H182ZM190 105L192 106V104H190ZM200 105H202V104L200 103ZM200 105H199V106H200ZM213 105H215V103H214ZM244 105H245V103H244ZM23 106H24V105H23ZM34 106H37V105L35 104ZM90 106H92V104H90ZM128 106H129V105H128ZM142 106H141V107H142ZM156 106H157V104H156L154 107L156 108ZM163 106H166V105H163ZM186 106H188V105H186ZM186 106H185V107H186ZM199 106H197V107H199ZM203 106H204V105H203ZM203 106H200V109H201V107H203ZM206 106H208V105H206ZM211 106H212V103H211V105H209L208 107H205V108H209V107H211ZM215 106H216V105H215ZM28 107H29V106H28ZM28 107L26 106L25 108L28 109ZM67 107H68V106H67ZM67 107H66V108H67ZM73 107H74V105H73ZM73 107H71V108H73ZM95 107H96V106H95ZM122 107H123V106H122ZM132 107H136V106H132ZM141 107H140V108H141ZM152 107H153V106H152ZM168 107H170V106H168ZM168 107H167V108H168ZM175 107H176V105H175ZM179 107H180V106H179ZM193 107H194V106H193ZM213 107H214V106H213ZM238 107H239V106H238ZM33 108H34V107H33ZM38 108H39V107H38ZM68 108H69V107H68ZM136 108H137V107H136ZM143 108H142V109H143ZM149 108H150V107H149ZM149 108H148V109H149ZM180 108H181V107H180ZM183 108H184V107H183ZM195 108H196V107H195ZM205 108H204V109H205ZM217 108H218V109H221L222 106H221V108H219V107H217ZM225 108H226V106H225L224 108H222V109H225ZM233 108H234V107H233ZM239 108H240V107H239ZM20 109H22V107H21ZM35 109H37V108L35 107ZM39 109H40V108H39ZM124 109H125V108H123V111H120V112L122 113V117H123V112L125 111ZM132 109H133V108H132ZM142 109H141V110H142ZM158 109H159V108H158ZM168 109H169V108H168ZM174 109H175V108H174ZM174 109H173V110H174ZM188 109H189V107H188ZM211 109H212V108H211ZM222 109H221V110H222ZM226 109H227V108H226ZM245 109H246V108H245ZM245 109H244V110H245ZM37 110H38V109H37ZM61 110H62V109H61ZM73 110H74V109H73ZM75 110H76V109H75ZM75 110H74V111H75ZM96 110H97V109H96ZM107 110H108V109H107ZM117 110H118V109H117ZM134 110H135V109H134ZM146 110H147V109H146ZM146 110H145V111H146ZM156 110H157V109H156ZM160 110H161V109H159V112H158V113H163L164 110H162L161 112H160ZM175 110H176V109H175ZM185 110H186V109H185ZM185 110H184V111H185ZM209 110H210V108H209ZM209 110H208V111H209ZM232 110H234V109H232ZM246 110H247V109H246ZM17 111H20V110H17V109H16V105L13 106L12 108H10V106H9V108H5L3 105H0V117L3 118V119L5 118V120H6V117H8L9 115H16ZM24 111H25V110H24ZM33 111H34V110H33ZM76 111H77V110H76ZM88 111H89V110H88ZM108 111H109V110H108ZM126 111H127V109H126ZM126 111H125L124 113H126ZM136 111H137V110H136ZM150 111H151V109H150ZM152 111H153V110H152ZM168 111H169V110L165 111V113L168 112ZM184 111H183V112H184ZM193 111H194V110H193ZM197 111H199V110H197ZM201 111H202V109H201ZM201 111H200V112H201ZM204 111H206V110H204ZM211 111H213V110H211ZM215 111H218V110H215ZM235 111H236V110H235ZM235 111H234V112H235ZM237 111H238V110H237ZM27 112H29V111H27ZM66 112H67V111H66ZM118 112H119V111H118ZM141 112H142V111H141ZM141 112H140V113H141ZM143 112H144V110H143ZM143 112H142V114H143ZM147 112H148V111H147ZM153 112H154V111H153ZM187 112H188V111H187ZM219 112H220V111H219ZM225 112H226V111H225ZM30 113H31V112H30ZM112 113H113V110H112ZM121 113H119V114L121 115ZM134 113H135V111H133V114H134ZM140 113H139V114H140ZM151 113H152V112H151ZM165 113H164V114H165ZM169 113H171V112H169ZM184 113H186V112H184ZM191 113H192V112H191ZM201 113H202V112H201ZM201 113H200V114H201ZM204 113H205V112H204ZM208 113H209V112H208ZM212 113H214V112H212ZM217 113H218V112H216V114H217ZM222 113H223V111H222ZM236 113H237V114L239 113L238 115H241L240 112H236ZM17 114H18V113H17ZM33 114H36V113H33ZM39 114H40V112H39ZM39 114H38V115H39ZM78 114H79V112H78ZM98 114H99V113H98ZM137 114H138V113L134 114V116L137 115ZM139 114H138V115H139ZM144 114H145V113H144ZM147 114H148V113H147ZM152 114H154V113H152ZM179 114H180V112H179ZM179 114H178V115H179ZM229 114H230V113H229ZM27 115H28V114H27ZM75 115H76V114H75ZM169 115H170V114H169ZM174 115H175V114H173L172 117H173ZM188 115H189V114H188ZM196 115H197V114H196ZM208 115H209V114H208ZM210 115H211V114H210ZM218 115H219V114H218ZM224 115H225V114H224ZM244 115H245V114H242V116H244ZM39 116H40V115H39ZM43 116H44V115H43ZM131 116H132V115H131ZM134 116H133V117H134ZM150 116L153 117V115H150ZM159 116H161V114H160ZM182 116H183V115H182ZM182 116H181V117H182ZM189 116H190V115H189ZM203 116H204V115H203ZM213 116H214V115H213ZM16 117H17V115H16ZM37 117H38V116H37ZM66 117H67V116H66ZM124 117H125V116H124ZM135 117H136V116H135ZM138 117H139V116H138ZM142 117H146V116L142 115ZM147 117H148V116H147ZM147 117H146V118H147ZM163 117H164V116H163ZM165 117H167L166 114H165ZM169 117H170V116H169ZM199 117H201V116L199 115ZM199 117H197V118H199ZM207 117H208V116H207ZM210 117H211V116H209V118H210ZM234 117H236V115H235ZM234 117H231V118L236 119V118H234ZM237 117H238V116H237ZM12 118H13V117H12ZM30 118H31V117H30ZM39 118H42V117H39ZM43 118H44V117H43ZM50 118H52V117H50ZM76 118H77V115H76ZM111 118H112V116H111ZM125 118H126V117H125ZM127 118H128V117H127ZM129 118H130V116H129ZM136 118H137V117H136ZM140 118H141V117H140ZM140 118H139V120H140ZM148 118H149V117H148ZM148 118H147V119H148ZM150 118H151V117H150ZM154 118H155V116L153 117V119L151 118L152 121L154 120ZM160 118H161V117H160ZM175 118H176V116H175ZM205 118H206V117H205ZM215 118H216V117H215ZM229 118H230V117H229ZM238 118H239V117H238ZM238 118H237V119H238ZM8 119H9V118H8ZM24 119H25V117H24ZM31 119H32V118H31ZM34 119H35V118H34ZM96 119H97V118H96ZM122 119H123V118H122ZM131 119H132V118H131ZM137 119H138V118H137ZM147 119H146V120H147ZM151 119H150V120H151ZM168 119H169V118H168ZM170 119H171V118H170ZM177 119H179V117H178ZM177 119H176V120H177ZM222 119H223V118H222ZM240 119H241V121H242V118H240ZM17 120H18V119H17ZM25 120L27 121L28 118L25 119ZM42 120H43V119H42ZM50 120H51V119H50ZM55 120H56V119H55ZM70 120H71V119H70ZM78 120H79V119H78ZM78 120H77V122H80V120H79V121H78ZM81 120H83V119H81ZM84 120H85V118H84ZM141 120H142V119H141ZM143 120H144V118H143ZM143 120H142V121H143ZM196 120H197V119H196ZM203 120H204V119H203ZM214 120H215V119H214ZM218 120L220 121V118H219ZM225 120L228 121V120H229L228 117H227V119L221 120V121H222V124H223V121L225 122ZM15 121H16V120H15ZM96 121H97V120H96ZM113 121H116V122H117V120H113ZM121 121H122V120H121ZM136 121H137V120H136ZM142 121H141V123H142ZM147 121H148V120H147ZM147 121L144 120L143 122L145 123V122H147ZM156 121H157V120H154L153 122H156ZM159 121H160V120H159ZM166 121H167V118H166ZM170 121H171V120H170ZM173 121H174V119H173ZM206 121H207V120H206ZM209 121H211V120L209 119ZM221 121L219 122V125L221 126L220 129H222V126H223V128H224V126H226L225 124H224V125H221ZM231 121H233V120H231ZM239 121H240V120H239ZM241 121H240V122H241ZM6 122H7V121H6ZM6 122H5V123H6ZM9 122H10V121H9ZM9 122H7V124H9ZM47 122H49V121L47 120ZM51 122H52V121H51ZM83 122H84V121H83ZM124 122H125V121H124ZM167 122H169V121H167ZM177 122H178V120H177ZM182 122H183V121H182ZM197 122H198V121H197ZM234 122H235V121H234ZM18 123H21V121L18 122ZM34 123H35V122H34ZM34 123H33V124H34ZM42 123H44V121H43ZM52 123H53V122H52ZM52 123H50V124L52 125ZM80 123H81V122H80ZM101 123H102V122L100 121V124H101ZM104 123H105V122H104ZM122 123H123V122H122ZM125 123H126V122H125ZM133 123H136V122H133ZM141 123H140V125L143 124V123H142V124H141ZM148 123H149V121H148ZM151 123H152V122H151ZM151 123H149V124H151ZM160 123H161V122H160ZM178 123H179V122H178ZM195 123H196V122H195ZM198 123H199V122H198ZM225 123H226V122H225ZM232 123H233V122H231V126L233 127ZM245 123H246V124H245ZM245 123H244V122H243V123L241 122V124L243 125V128H244V126L247 127V121H245ZM2 124H3V123H2ZM2 124H1V125H2ZM21 124H22V123H21ZM39 124H41V123H39ZM44 124H46V123H44ZM126 124H127V123H126ZM136 124H137V126H136ZM136 124H135V126H136L135 129L139 126V125H138V122H137ZM152 124H153V123H152ZM152 124H151V125H152ZM156 124H158V121H157ZM156 124H153V125H154V127L156 126V128H157V126H158L159 124H158V125H156ZM162 124H163V123H162ZM202 124H203V123H202ZM204 124H205V122H204ZM236 124H237V123H236ZM236 124H235V125H236ZM244 124H245V125H244ZM10 125H11V124H10ZM14 125H15V123H14ZM25 125H26V124H25ZM102 125H103V124H102ZM117 125H120V124L118 123ZM167 125H169V123H168ZM170 125H172V124H170ZM177 125H178V124H177ZM180 125H181V124H180ZM180 125H179V126H180ZM184 125H185V124H184ZM188 125H189V124H188ZM235 125H234V126H235ZM2 126H3V125H2ZM39 126H42V124L39 125ZM39 126L37 125V128H38ZM55 126H56V125H55ZM83 126H84V125H83ZM104 126H105V124L103 125V127H104ZM106 126H107V125H106ZM126 126H128V125H126ZM145 126H146V125H144V126L142 125V127H144V128H145ZM147 126H148V125H147ZM173 126H176V125L173 124ZM173 126H172V127H173ZM190 126H191V124H190ZM190 126H189V127H190ZM237 126H239V125H237ZM7 127H8V125H7ZM7 127H6V128H7ZM20 127H21V126H20ZM23 127H24V126H23ZM26 127H28V125H27ZM32 127H33V126H32ZM32 127L30 128V130H33ZM45 127H46V126H45ZM53 127H54V126H53ZM149 127H150V126H149ZM149 127H148V128H149ZM151 127H152V126H151ZM154 127H153V129H154ZM160 127H163V126H159V128H157V130H158V129L160 130V129H161ZM170 127H171V126H170ZM177 127H178V126H177ZM194 127H195V126H194ZM200 127H202V126H200ZM200 127H199V128H200ZM204 127H205V126H204ZM208 127H209V126H208ZM218 127H219V126H218ZM246 127H245L244 129H246ZM28 128H29V127H28ZM47 128L50 129V127H46V129H47ZM73 128H74V127H73ZM80 128H81V127H80ZM124 128H125V124H124ZM140 128H141V127H140ZM144 128H143V129H144ZM146 128H147V127H146ZM146 128H145V129H146ZM168 128H169V127H168ZM180 128H181V127H180ZM184 128H185V127H184ZM184 128H183V129H184ZM195 128H196V127H195ZM199 128H198V130H199ZM206 128H207V127H206ZM225 128H226V127H225ZM225 128H224V129H225ZM235 128H237V127L235 126ZM235 128H234V130H235ZM35 129H36V127H35ZM55 129H56V128H55ZM55 129H53V131H56ZM69 129H71V128H69ZM74 129H75V128H74ZM74 129H73V130H74ZM77 129H78V127H77ZM83 129H84V128H83ZM83 129H82V131H83ZM104 129H105V127H104ZM135 129H134V130H135ZM143 129H141V130H139V131H142ZM169 129H170V128H169ZM190 129H191V127H190ZM237 129H238V128H237ZM239 129H240V128H239ZM20 130H21V129H20ZM39 130H40V129L38 128V131H39ZM50 130H51V129H50ZM57 130H58V129H57ZM105 130H106V129H105ZM113 130H114V129H113ZM113 130H112V131H113ZM130 130H132V129H130ZM134 130H133V132H134ZM137 130H138V129H137ZM151 130H152V129H151ZM155 130H156V129H155ZM157 130H156V131H157ZM159 130H158L157 132H161V130H160V131H159ZM163 130H164V128H162V131H163ZM166 130H167V129H166ZM173 130H174V128H173ZM176 130H177V129H176ZM187 130H188V129H187ZM187 130H186V131H187ZM198 130H197V131H198ZM225 130L227 131V133H229V132H228L229 129H225ZM246 130H247V129H246ZM1 131H3V130H1ZM7 131H8V130H7ZM13 131H14V130H13ZM13 131H12V133H14ZM18 131H19V130H18ZM28 131H29V130H28ZM34 131H35V130H34ZM34 131H33V132H34ZM46 131H47V130H46ZM59 131H60V130H59ZM112 131H111V134H112ZM126 131H127V129H126ZM147 131H149V130L147 129ZM153 131H154V130H153ZM184 131H185V130H184ZM192 131H193V130H192ZM192 131H191V133H192ZM197 131H196V132H197ZM222 131H224V130H222ZM229 131H230V130H229ZM249 131H250V130H249ZM249 131H247V133H249ZM3 132H4V131H3ZM5 132H6V131H5ZM8 132H9V131H8ZM10 132H11V131H10ZM31 132H32V131H31ZM35 132H36V131H35ZM47 132H48V131H47ZM66 132H67V131H66ZM84 132H85V130H84ZM86 132H88V131H86ZM113 132H114V131H113ZM131 132H132V131H131ZM145 132H146V131H145ZM154 132H155V131H154ZM164 132H165V131H164ZM167 132H168V131H167ZM177 132H179V131H177ZM217 132H218V131H217ZM220 132H221V130H220ZM220 132H219V134H221ZM233 132H235V131H232V133H230V134L233 136V139H232V138H231V139L229 138L230 140H234V135H235V133L237 132V130H236L235 133H233ZM238 132H239V131H238ZM19 133H20V132H19ZM49 133H51V132H49ZM96 133H97V131H96ZM138 133H139V132H138ZM155 133H156V132H155ZM161 133H162V132H161ZM239 133H240V132H239ZM7 134H8V133H7ZM15 134H17V133H15ZM36 134H38V133H36ZM72 134H74V136H75V133L72 132ZM93 134H94V133H93ZM93 134H92V135H93ZM101 134H102V133H101ZM106 134H107V133H106ZM136 134H137V133H136ZM165 134H166V133H165ZM170 134H171V133H170ZM194 134H195V133H194ZM230 134H229V135H230ZM233 134H234V135H233ZM20 135H21V134H19V136H17V137H20ZM34 135H35V133H34ZM39 135H40V134H39ZM104 135H105V133H104ZM125 135H126V134H125ZM128 135H129V134H127V136H128ZM141 135H142V134H141ZM162 135H163V133H162ZM223 135L225 136V134H223ZM239 135H240V134H239ZM241 135H242V134H241ZM250 135H249V136H250ZM4 136H5V135H4ZM31 136H32V135H31ZM31 136H30V137H31ZM47 136H48V135H47ZM67 136H68V135H67ZM90 136H91V135H90ZM99 136H100V135H99ZM113 136H114V135H113ZM127 136H126V137H127ZM137 136H138V135H137ZM157 136H158V134H157ZM237 136H238V134H237ZM11 137H12V135H11ZM22 137H23V135H22ZM24 137H25V139L27 138V140L29 139V138H28L29 136H28V137H27V136H24ZM32 137H33V136H32ZM36 137H37V139H38V136L35 135V138H36ZM39 137H40V136H39ZM70 137H71V136H70ZM93 137H94V135H93ZM124 137H125V136H124ZM166 137H167V136H166ZM166 137H165V138H166ZM228 137H229V136H228ZM241 137H242V136H241ZM74 138H75V137H74ZM94 138H95V137H94ZM111 138H112V137H111ZM128 138H129V137H128ZM128 138H127V139H128ZM152 138H153V136H152ZM169 138H170V137H169ZM176 138H177V137H176ZM199 138H200V137H199ZM226 138H227V137H226ZM238 138H239V137H238ZM242 138H243V137H242ZM244 138H246V137L244 136ZM260 138H261V137H260ZM10 139H11L12 142H14L13 140H14L15 138H14V139H13V138H10ZM10 139H9V140H10ZM23 139H24V138H23ZM31 139H32V138H31ZM40 139H41V138H40ZM63 139H64V138H63ZM71 139H72V138H71ZM91 139H92V138H91ZM141 139H142V138H141ZM161 139H162V138H161ZM167 139H168V138H167ZM203 139H204V138H203ZM221 139L223 140V137H222ZM239 139H240V138H239ZM248 139H249V138H248ZM248 139H246V140H248ZM6 140H7V139H6ZM17 140H22V139H18V138H17ZM17 140H16V141H17ZM33 140H34V138H33ZM38 140H39V139H38ZM41 140H42V139H41ZM74 140H75V139H74ZM88 140H89V139H88ZM121 140H122V139H121ZM143 140H144V139H143ZM240 140H241V139H240ZM0 141H1V140H0ZM43 141H45V140H43ZM57 141H58V140H57ZM59 141H60V140H59ZM127 141H129V139H128ZM197 141H198V139H197ZM225 141H226V140H225ZM235 141H236V140H235ZM242 141H243V140H242ZM2 142H3V141H2ZM19 142H20V141H19ZM49 142H50V141H49ZM129 142H130V141H129ZM132 142H133V141H132ZM143 142H144V141H143ZM145 142H147V141H145ZM194 142H195V141H194ZM200 142H201V141H200ZM221 142H222V141H221ZM221 142H220V143H221ZM223 142H224V141H223ZM7 143H8V141H7ZM7 143H6V144H7ZM17 143H18V142H17ZM20 143H21L20 145L22 146V144H24L25 141H24V143H22V141H21ZM28 143H29V141H28ZM32 143H33V142H31V144H32ZM44 143H45V142H44ZM61 143H62V142H61ZM61 143H60V144H61ZM68 143H69V141H68ZM91 143H92V142H91ZM94 143H95V142H94ZM98 143H99V141H98ZM98 143H97V144H98ZM123 143H124V142H123ZM147 143H148V142H147ZM165 143H166V142H165ZM228 143H229V142H228ZM233 143H234V141H233ZM233 143H232V144H233ZM0 144H1V143H0ZM9 144H11V143H9ZM9 144H8V145H9ZM39 144H40V143H39ZM39 144H38V145H39ZM53 144H54V143H53ZM69 144H70V143H69ZM76 144H77V143H76ZM112 144H113V143H112ZM167 144H168V143H167ZM202 144H203V143H202ZM229 144H230V143H229ZM28 145H29V144H28ZM40 145H41V144H40ZM92 145H93V144H92ZM92 145H91V146H92ZM101 145H102V144H101ZM114 145H115V144H114ZM118 145H120V144H118ZM163 145H164V144H163ZM205 145H206V144H205ZM220 145H221V144H220ZM230 145H231V144H230ZM237 145H238V144H237ZM241 145H242V144H241ZM243 145H244V144H243ZM1 146H2V145H1ZM4 146H5V145H4ZM4 146H3V148H4ZM30 146H31V145H30ZM30 146H29V147H30ZM32 146H33V145H32ZM50 146H51V145H50ZM58 146H59V145H58ZM60 146H62V145H60ZM201 146H202V145H201ZM226 146H227V145H226ZM234 146H235V144H234ZM244 146H245V145H244ZM244 146H242V147H244ZM246 146H247V141H246ZM44 147H45V146H44ZM86 147H87V146H86ZM97 147H100V145L97 146ZM97 147H96V148H97ZM125 147H126V146H125ZM159 147H160V146H159ZM161 147H162V146H161ZM222 147L224 148L225 146L222 145ZM222 147H220V149H223ZM228 147H229V145H228ZM240 147H241V146H240ZM240 147H239V149H242V148H240ZM247 147H248V146H247ZM247 147H246V148H247ZM22 148L25 149L24 146H23ZM22 148L20 149V146H19V151H18L19 153L21 152ZM30 148H31V147H30ZM30 148H29V149H30ZM36 148H37V146H36ZM36 148H35V149H36ZM72 148H73V147H72ZM89 148H90V147H89ZM103 148H106V147H104V145H103ZM226 148H227V147H226ZM226 148H225V149H226ZM229 148H230V147H229ZM231 148H232V147H231ZM231 148H230V150H231ZM233 148L236 149V147H233ZM244 148H245V147H244ZM249 148H250V147H249ZM7 149H8V148H7ZM7 149H6V150H7ZM26 149H27V146H26ZM31 149H32V148H31ZM50 149H51V148H50ZM159 149H160V148H159ZM198 149H199V148H198ZM227 149H228V148H227ZM0 150H3V149H0ZM6 150H5V152L7 153ZM9 150H10V149H9ZM13 150H14V149H13ZM13 150H12V151H13ZM33 150H34V149H33ZM247 150H248V149H247ZM14 151H15V150H14ZM24 151H25V150H24ZM28 151L30 152V150H28ZM28 151H27V152H28ZM235 151H236V150H235ZM238 151H239L238 154H240V150H238ZM241 151H242V150H241ZM244 151H245V150H244ZM9 152H10V151H9ZM18 152H17V153H18ZM27 152H26V153H27ZM51 152H52V151H51ZM80 152H81V151H80ZM80 152H79V153H80ZM236 152H237V151H236ZM247 152H248V151H247ZM11 153H12V152H11ZM14 153H16V152H14ZM24 153H25V152H24ZM24 153H23V154H24ZM32 153H33V151H32ZM40 153H41V152H40ZM57 153H58V152H57ZM194 153H195V152H194ZM202 153H203V152H202ZM229 153L231 154V152H229ZM30 154H31V152H30ZM35 154H36V153H35ZM48 154H49V153H48ZM105 154H106V153H105ZM221 154H222V152H221ZM232 154H233V153H232ZM232 154H231V155H232ZM244 154H245V152H244ZM246 154H247V153H246ZM6 155H7V154H6ZM8 155H9V154H8ZM12 155H13V158H15L16 155L14 156L13 153H12ZM197 155H198V154H197ZM222 155L225 156L224 153H223ZM222 155H221V156H222ZM240 155L242 156V154H240ZM240 155H237V154H236V157H237V156H240ZM19 156L22 157L21 154H20V155L18 154V157L16 156V158H19ZM52 156H53V154L51 155V157H52ZM113 156H114V155H113ZM227 156H229V155H227ZM232 156H233V155H232ZM241 156H240V157H241ZM7 157H8V156H7ZM21 157H20V158H21ZM23 157H24V159H26L24 155H23ZM37 157H39V156H37ZM47 157H48V156H47ZM53 157H54V156H53ZM59 157H60V156H59ZM183 157H184V156H183ZM194 157H195V156H194ZM230 157H231V156H230ZM31 158H32V157H31ZM35 158H36V157H35ZM181 158H182V157H181ZM221 158H222V157H221ZM226 158H227V157H226ZM232 158H233V157H231L230 159H232ZM5 159H6V158H5ZM9 159H11V158H9ZM9 159H8V160H9ZM39 159H40V161H41V158H39ZM48 159H49V157H48ZM183 159H185V158H183ZM214 159H215V158H214ZM237 159H238V158H237ZM241 159H242V158H241ZM3 160H4V159H3ZM6 160H7V159H6ZM11 160H12V159H11ZM11 160H10V161H11ZM13 160H17V159H13ZM22 160H23V158H22L21 160H19V161H22ZM49 160H51V159H49ZM100 160H102V159H100ZM114 160H115V159H114ZM187 160H188V159H187ZM224 160H225V158H224ZM232 160H233V159H232ZM239 160H240V159H239ZM245 160H246V159H245ZM19 161H18V162H19ZM24 161H25V160H24ZM35 161H36V162H37V161L39 162V164L37 163V166H36V167L38 168V166L41 164V162H40L38 159L35 160ZM47 161H48V160H47ZM109 161H110V160H109ZM164 161H165V160H164ZM182 161H183V160H182ZM247 161H249V160L247 159ZM11 162H12V161H11ZM14 162H15V161H14ZM18 162H15V163L17 164ZM36 162H35V163L33 162L34 165H36ZM48 162H49V161H48ZM94 162H95V161H94ZM94 162H93V163H94ZM96 162H97V160H96ZM98 162H101V161H98ZM104 162H106V161H104ZM111 162H112V161H111ZM111 162H110V163H111ZM184 162H185V161H184ZM202 162H203V161H202ZM223 162H224V161H223ZM223 162H222V164H223ZM235 162H236V161H235ZM244 162H245V161H244ZM9 163H10V162H9ZM15 163H13V165H14ZM20 163H21V162H20ZM20 163H19V164H20ZM22 163H23V162H22ZM30 163H31V162H30ZM49 163H50V162H49ZM93 163H92V164H93ZM101 163H102V162H101ZM107 163H108V162H107ZM167 163H168V162H167ZM186 163H187V162H186ZM190 163H191V162H190ZM240 163H241V161H240ZM16 164H15L14 166H16ZM94 164H95V165H97V164L99 165V163H94ZM111 164H112V163H111ZM11 165H12V163H11ZM41 165H43V164H41ZM100 165H101V164H100ZM106 165H107V164L105 163L104 166H106ZM109 165H110V164H109ZM201 165H202V164H201ZM240 165H241V164H240ZM17 166H18V164H17ZM17 166H16V167H17ZM107 166H108V165H107ZM110 166H111V165H110ZM166 166H167V165H166ZM168 166H169V165H168ZM237 166H238V165H237ZM19 167H20V166H19ZM34 167H35V166H34ZM96 167H97V166H96ZM99 167H103V166L101 165V166H98V168H99ZM177 167H178V166H177ZM183 167H185V166H183ZM240 167H241V166H240ZM248 167H249V165H248ZM11 168H12V167H11ZM11 168H10V169H11ZM37 168H36V171H37ZM40 168H41V167H40ZM44 168H45V167H44ZM105 168H106V167H105ZM185 168H186V167H185ZM193 168H194V167H193ZM195 168H196V167H195ZM201 168H202V167H201ZM225 168H226V167H225ZM180 169H181V168H180ZM186 169H187V168H186ZM191 169H192V168H191ZM189 170H190V169H189ZM192 170H193V169H192ZM246 170H247V169H246ZM248 170H249V169H248ZM24 171H25V170H24ZM26 171H27V170H26ZM36 171H35V172L32 171L33 173H35L34 176H35V175L37 176ZM74 171H75V170H74ZM112 171H113V170H112ZM177 171H178V170H177ZM184 171H185V169H184ZM10 172H11V171H10ZM38 172H40L39 169H38L37 173H38ZM222 172H223V171H222ZM12 173H13V171H12ZM23 173H24V172H23ZM28 173H29V172H28ZM30 173H31V172H30ZM30 173H29L28 175H30ZM180 173H181V172H180ZM185 173H186V172H185ZM196 173H197V172H196ZM13 174L17 176L18 173L16 174V172H15V173H13ZM20 174H21V173H20ZM38 174H39V173H38ZM42 174H43V173H42ZM52 174H53V173H52ZM242 174H243V173H242ZM24 175H25V174H24ZM28 175H27V176H28ZM184 175H185V174H184ZM11 176H12V175H11ZM34 176H33V177H34ZM39 176H40V175H38L37 177H39ZM55 176H56V175H55ZM18 177H19V176H18ZM18 177H17V179H18ZM25 177H26V176H23V178H25ZM37 177H36V179H37ZM242 177H243V176H242ZM34 178H35V177H34ZM39 178H40V177H39ZM186 178H187V177H186ZM27 179H28V177H27ZM27 179H25V180H27ZM245 179H246V178H245ZM22 180H23V179H22ZM25 180H24V181H25ZM40 180H41V179H40ZM51 180H52V178H51ZM238 180H240V179H238ZM242 180H243V179H242ZM24 181H23V182H24ZM33 181H34V180H33ZM37 181H38V179L35 180V182H37ZM52 181H53V180H52ZM248 181H249V178H248ZM18 182H19V181H18ZM25 182H26V181H25ZM60 182H61V181H60ZM62 182H63V181H62ZM177 182H178V181H177ZM65 183H66V182H65ZM35 184H37V183H35ZM54 184H55V183H54ZM67 184H68V183H67ZM183 184H184V183H183ZM20 185H21V184H20ZM69 185H70V184H69ZM223 186H224V185H223ZM226 186H227V185H226ZM263 186H262V187H263ZM22 187H23V186H22ZM228 187H229V186H228ZM228 187H227V188H228ZM248 187H249V186H248ZM248 187L245 188V190H246V189L248 190V189H249ZM26 188H27V187H26ZM50 188H51V187H49V189H50ZM223 188H224V187H223ZM225 188H226V187H225ZM225 188H224V189H225ZM227 188H226V189H227ZM263 188H264V187H263ZM13 189H14V188H13ZM162 189H163V188H162ZM162 189H161V190H162ZM226 189H225V192H226ZM229 190H230V189H229ZM232 190H234V189H232ZM238 190L240 191V189H238ZM243 190H244V189L242 188V191H243ZM247 190H246V191H247ZM3 191H4V190H3ZM49 191H50V190H49ZM49 191H48V192H49ZM71 191H72V190H71ZM239 191H238V192H239ZM168 192H169V191H168ZM172 192H173V191H172ZM232 192H234V191H232ZM249 192H250V191H249ZM36 193H37V192H36ZM50 193H51V191H50ZM61 193H62V192H61ZM61 193H60V194H61ZM239 193H241V191H240ZM25 194H26V193H25ZM30 194H31V193H30ZM51 194H52V193H51ZM63 194H64V193H63ZM66 194H68V193H66ZM227 194H229V193L227 192ZM241 194L244 195L245 193H241ZM246 194H248V193H246ZM45 195H46V194H45ZM52 195H53V194H52ZM231 195H233V193H232ZM231 195H230V196H231ZM250 195H251V194L249 193V196H250ZM73 196H74V195H73ZM235 196H236V195H235ZM235 196H234V197H235ZM247 196H248V195H247ZM52 197H53V196H52ZM52 197H51L50 199H52ZM225 197H226V196H225ZM22 198H23V197H22ZM32 198H33V197H32ZM58 198L61 199L60 195H59ZM250 198H251V197H250ZM263 198H264V197H263ZM53 199H54V198H53ZM67 199H68V198H67ZM232 199H234V198H232ZM255 199H256V198H255ZM258 199H257V200H258ZM260 199H261V198H260ZM19 200H20V199H19ZM57 200H58V199H57ZM244 200H245V199H244ZM257 200H256V201H257ZM59 201H60V200H59ZM69 201H70V200H69ZM71 201H72V200H71ZM80 202H81V201H80ZM225 202H226V201H225ZM227 202H229V201H227ZM239 202H240V201H239ZM243 202H244V201H243ZM252 202H253V200L251 201V204H252ZM260 202H261V200H260ZM48 203H49V200H48ZM51 203H52V202H51ZM57 203H58V202H57ZM249 203H250V201H249ZM254 203H255V202H254ZM257 203H258V205H259V202H257ZM263 203H264V202H263ZM25 204H26V203H25ZM54 204H55V203H54ZM54 204H53V205H54ZM58 204H59V203H58ZM69 204H70V203H69ZM173 204H174V203H173ZM48 205H49V204H48ZM50 206H51V204H50L49 206H47V207H50ZM54 206H55V205H54ZM58 206H59V205H58ZM66 206H67V205H66ZM68 206H69V205H68ZM77 206H78V205H77ZM77 206H76V207H77ZM233 206H234V205H233ZM243 206H244V205H243ZM253 206H254V204H253ZM253 206H252V207H253ZM256 206H257V205H256ZM47 207H46V209H47ZM51 207H52L53 209L55 208V207H53V206H51ZM51 207H50V208H51ZM59 207L61 208V206H59ZM59 207H58V208H59ZM62 207H63V206H62ZM80 207H81V206H80ZM246 207H247V206H246ZM249 207H251V206L249 205L247 208H249ZM257 207H258V206H257ZM33 208H34V207H33ZM52 208H51V210H52ZM58 208H57V209H58ZM60 208H59V209H60ZM253 208L255 209V206H254ZM54 210H55V209H54ZM54 210H53V212H55ZM61 210H62V209H61ZM61 210H60V211H61ZM258 210H259V209H258ZM258 210H256V211H258ZM28 211H29V210H28ZM48 211H49V210H48ZM58 211H59V210H58ZM173 211H174V210H173ZM236 211H237V210H236ZM247 211H248V210H247ZM256 211H254V212H256ZM260 211L263 212L262 210H260ZM260 211H258V212H260ZM50 212H51V211H50ZM251 213H252V212H251ZM57 215H58V214H57ZM262 215H263V213H262ZM37 216H38V215H37ZM60 216H61V215H60ZM60 216H59V217L57 216L58 219H61ZM263 216H264V215H263ZM51 217H52V216H51ZM54 217L56 218V216H54ZM252 217H254V216H252ZM52 218H53V217H52ZM55 218H54V219H55ZM8 219H9V218H8ZM56 219H57V218H56ZM63 220H64V219H63ZM58 221H59V220H58ZM38 222H39V220H38ZM64 222H65V221H64ZM66 222H67V221H66ZM59 223H60V221H59ZM35 224H37V223H35ZM35 224H34V226H35ZM71 224H72V223H71ZM82 224H83V225H82ZM82 224H81V225H82V228H83L85 231H88L89 233H92V234H96V233H98L97 230H96V228H95L93 225H91L90 223H88V222H87V223H86V222L84 223V222H83ZM38 225H39V224H38ZM38 225H36L35 227H37ZM17 226H18V225H17ZM19 226H21V225H19ZM23 226H24V225H23ZM74 226H75V225H74ZM35 227H34V228H35ZM38 227H39V226H38ZM38 227H37V229H38ZM64 227H65V226H64ZM66 228H67V227H66ZM70 228H71V227H70ZM72 228H73V227H72ZM72 228H71V229H72ZM68 229H69V228H68ZM78 229H79V228H78ZM261 229H262V228H261ZM26 230H27V229H26ZM84 230H83V231H84ZM17 231H18V230H17ZM79 231H82V229L79 230ZM1 233H2V232H1ZM4 233H5V232H4ZM2 234H3V233H2ZM0 235H1V234H0ZM7 235H8V234H7ZM86 235H87V234H86ZM9 236H10V235H9ZM1 237H2V236H1ZM7 237H8V236H7ZM88 237H89V236H88ZM2 238H3V237H2ZM63 238H64V237H63ZM30 239H31V238H30ZM34 239H35V238H34ZM65 239H66V238H65ZM86 239H88V238L86 237ZM6 240H7V239H6ZM12 240H13V239H12ZM34 241H35V240H34ZM82 241H83V240H82ZM26 242H27V241H26ZM84 243H85V242H84ZM11 244H12V243H11ZM25 246H26V245H25ZM2 247H3V246H2ZM11 247H12V246H11ZM0 250H1V249H0ZM8 250H9V249H8ZM8 253H9V252H8ZM32 254H33V253H32ZM16 255H17V256H16L15 258H18V259L22 260V257H23L22 254L20 255L19 253H17ZM14 256H15V255H14ZM21 256H22V257H21ZM27 257H28V256H27ZM28 258H29V257H28ZM34 259H35V258H34ZM221 259H222V258H221ZM24 263H25V262H24ZM38 264H39V263H38ZM227 264H228V263H227Z\"/></svg>","mask_w":264,"mask_h":264}]
</instances>
